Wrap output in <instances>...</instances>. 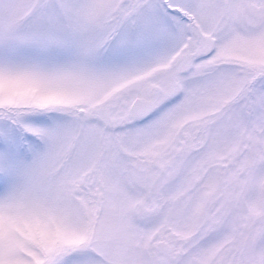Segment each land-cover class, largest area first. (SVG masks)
I'll list each match as a JSON object with an SVG mask.
<instances>
[{
	"label": "snow or ice",
	"instance_id": "snow-or-ice-1",
	"mask_svg": "<svg viewBox=\"0 0 264 264\" xmlns=\"http://www.w3.org/2000/svg\"><path fill=\"white\" fill-rule=\"evenodd\" d=\"M0 264H264V0H0Z\"/></svg>",
	"mask_w": 264,
	"mask_h": 264
}]
</instances>
